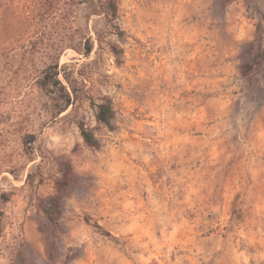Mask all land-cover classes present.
Instances as JSON below:
<instances>
[{"label": "rangeland", "instance_id": "1", "mask_svg": "<svg viewBox=\"0 0 264 264\" xmlns=\"http://www.w3.org/2000/svg\"><path fill=\"white\" fill-rule=\"evenodd\" d=\"M87 1L0 0V264H264V0Z\"/></svg>", "mask_w": 264, "mask_h": 264}, {"label": "trees", "instance_id": "2", "mask_svg": "<svg viewBox=\"0 0 264 264\" xmlns=\"http://www.w3.org/2000/svg\"><path fill=\"white\" fill-rule=\"evenodd\" d=\"M87 7L90 9L91 13L102 15L105 18L107 23V32L106 34L116 35L120 41H124L126 37L125 30H123L118 22L119 20V1L118 0H88ZM99 40H101L102 35L98 33ZM93 49L92 43L87 40V44L85 45L83 52L86 55H89ZM111 50L117 57V63L121 64L123 62L122 54L124 53V48L121 47L117 43L111 44ZM59 62L55 63V67L58 68ZM58 71L55 72L56 78L54 81H48L47 84L51 85H60L63 89H66V85L63 81L58 77ZM64 79L69 83L74 95H72L69 91H67L65 96V105L60 109L63 111L70 105H74L76 102V91L74 86L72 85V79L69 77L67 73H63ZM97 111L96 117L100 123H103L107 126H111L113 119L115 118V110L111 99L108 97H103L101 102L96 103ZM82 134L87 142L96 144V139L93 133L83 126H81Z\"/></svg>", "mask_w": 264, "mask_h": 264}]
</instances>
